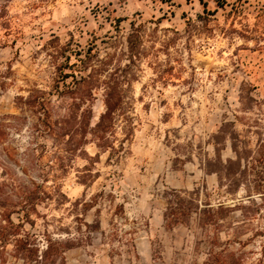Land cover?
<instances>
[{"label": "rangeland", "instance_id": "374dc122", "mask_svg": "<svg viewBox=\"0 0 264 264\" xmlns=\"http://www.w3.org/2000/svg\"><path fill=\"white\" fill-rule=\"evenodd\" d=\"M10 212L0 264H130L141 237L156 264H264V0H0Z\"/></svg>", "mask_w": 264, "mask_h": 264}, {"label": "trees", "instance_id": "16d2710c", "mask_svg": "<svg viewBox=\"0 0 264 264\" xmlns=\"http://www.w3.org/2000/svg\"><path fill=\"white\" fill-rule=\"evenodd\" d=\"M136 30V29H135ZM134 40H132V38L130 37L128 39V43H129V51H130V57H133L135 55V53L137 52V44H138V38L137 35L134 36ZM81 63L83 64H87V60H80ZM62 65V64H61ZM65 66H70L72 68V72L70 74H64V81L70 77H72L73 82L72 84L74 85L75 88H77L78 84L81 83H86L90 89H95L97 88L96 84H94L93 82L96 81V78L94 76V73H90L86 76H80L79 78H76V74L75 71H79V69L76 70V68H78L79 66H77V62H71V58L70 56H65V62H64ZM60 66V64L58 65ZM80 67H87V66H80ZM108 88L105 92L106 98L104 100L105 103V111L104 113L101 115L99 121L95 124V126L92 128L93 132H97V133H106L109 128L112 126V120H113V115L115 110H117L118 106L121 104V101L123 99L122 94H118L117 97L112 95V89H114L112 86L107 85ZM177 190H174L173 193H177ZM12 212L8 213L7 215H5L3 222L4 223H0V236H2L3 238H7L8 236L11 235H17L19 232V230L22 227L23 224V220L20 219L19 222H15L12 217H11ZM173 215L172 217V221L169 223L170 225H174L176 224L179 220H177L175 218V214L172 212L171 213ZM25 219H27L28 222H30V224H33L32 220H29L28 215L25 216ZM167 219V216H166ZM17 245V249L19 251H26V252H31L32 250L30 248H27V246H24V244H16ZM0 250L2 251H6L5 250V245H1L0 246ZM56 248H54L51 244H48L46 246V249L44 251V255L47 257L49 256H54L56 255ZM2 261L5 260V258H0ZM204 264H210L209 259L207 261L204 262Z\"/></svg>", "mask_w": 264, "mask_h": 264}, {"label": "crops", "instance_id": "0c3cea01", "mask_svg": "<svg viewBox=\"0 0 264 264\" xmlns=\"http://www.w3.org/2000/svg\"><path fill=\"white\" fill-rule=\"evenodd\" d=\"M207 175H217L216 172H208ZM148 195H150L148 193ZM148 210V214H150L151 216H157L156 219L161 220V222H157L154 225L153 224H149L147 227L149 229V232L152 230L153 227H155V230L157 229H162L165 232L167 231L164 223H163V211H159V210H154L150 207L147 208ZM155 218V217H154ZM151 247H152V243L151 240L149 238H139V243H136V253L139 255V257L135 260H131V258H129L130 261H128V263L130 264H156V260L152 257L151 255ZM170 258L171 257H162V259H164L165 262H170ZM163 262V261H162Z\"/></svg>", "mask_w": 264, "mask_h": 264}]
</instances>
